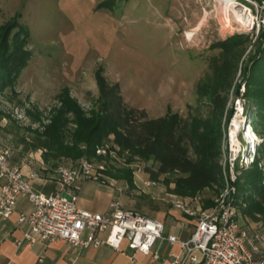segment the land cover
<instances>
[{
	"label": "rangeland",
	"instance_id": "374dc122",
	"mask_svg": "<svg viewBox=\"0 0 264 264\" xmlns=\"http://www.w3.org/2000/svg\"><path fill=\"white\" fill-rule=\"evenodd\" d=\"M235 4L251 10L253 28H250V23L239 25L224 5V0H217L219 20L214 0H0V25L19 14L20 22L29 28L28 48L31 50V58L16 86L0 92V110L4 113L0 122L5 124V128L8 126L5 132L11 134L13 145L32 149L38 139L31 130H43L50 123L53 109L60 106L58 95L64 88L84 112L97 111L99 92L94 80L97 69H102L111 84L119 85L125 106L144 111L146 119L163 117L168 111L177 113L185 125L193 119H207L211 104L209 98L201 96L197 89L212 77L211 59L219 54L210 46L236 33L249 35L250 43L245 46L241 58V62L246 63L258 36L257 24L261 29L264 22V0H244ZM238 11L241 13L242 10ZM242 14L245 18L246 13L242 11ZM202 23L204 26L193 41H189L186 32L198 29ZM239 74L237 72L236 84L242 79ZM239 89L238 98L231 90L227 108L233 113L227 123L223 120L220 155L223 166L228 165L233 151L230 145L232 139L236 138L237 143L243 144L242 138L248 135H243L246 131L244 122H248V118L245 113L241 114V110L245 109L242 97L245 88L241 85ZM27 110L35 115L39 113V119L35 120ZM237 123H242L239 133L232 136L231 128ZM74 127L70 122L67 131ZM250 132V140L255 137V141L250 147L243 144L241 151L250 149L253 161L245 158L246 153L241 154L243 157L233 169L236 180L241 177L242 171L254 165L257 148L263 150L258 168L264 175V136L253 130ZM104 142H113V136ZM128 152V162L137 161L138 158ZM92 160H103L107 171L129 169L107 158ZM139 161L142 167L157 168L152 162ZM61 163H65V159L58 165ZM177 176L171 174L167 178L172 180ZM165 178L160 176L155 180L158 183L156 188L146 189L141 194L128 186L127 192L119 197L120 205L154 217L167 206L151 200V197L162 189L169 193L174 187L173 183L167 187ZM98 187L106 190L105 187ZM222 189L223 183L222 188L214 186L200 193L205 199H210ZM158 194L163 195L162 192ZM242 208H237L240 214ZM242 216V225L249 227L251 234L264 237V218L261 214L257 215V221L244 214ZM171 224L169 218L164 220L165 234Z\"/></svg>",
	"mask_w": 264,
	"mask_h": 264
},
{
	"label": "trees",
	"instance_id": "16d2710c",
	"mask_svg": "<svg viewBox=\"0 0 264 264\" xmlns=\"http://www.w3.org/2000/svg\"><path fill=\"white\" fill-rule=\"evenodd\" d=\"M19 17L18 14L0 25V92L16 86L31 58L29 28ZM258 32L246 63L241 62V58L245 46L250 43L249 35L236 33L210 46L219 54L211 59L212 77L197 89L201 96L209 98L211 110L207 119H193L185 125L177 113L170 111L163 117L146 119L144 111L125 106L119 85L111 84L102 69H97L94 80L99 92L98 110L84 112L64 88L58 95L60 106L53 109L50 123L43 130L28 128L38 139L32 149H40L45 163L57 167L63 159L72 163L83 158L99 159L96 148L113 136V142L123 151H130L141 161L154 163L156 170L145 166V171L153 180L165 176L164 184L168 187L173 183L169 191L175 195L194 197L214 186L222 188V129L223 120L227 123L233 113L227 108L232 89L238 98L243 85V113L251 130L264 136V25ZM237 72L242 76L239 84L235 83ZM27 112L35 120L39 119V113ZM3 114L0 110V118ZM70 122L75 127L67 131ZM262 152L257 148L254 165L242 171L234 183L235 206H245L242 214L254 221L259 214L264 218V175L258 168ZM106 174L115 180H125L129 188H134L131 169L107 171ZM171 174L178 176L170 180L167 177ZM211 204L205 200L204 207Z\"/></svg>",
	"mask_w": 264,
	"mask_h": 264
},
{
	"label": "built area",
	"instance_id": "2783aa9c",
	"mask_svg": "<svg viewBox=\"0 0 264 264\" xmlns=\"http://www.w3.org/2000/svg\"><path fill=\"white\" fill-rule=\"evenodd\" d=\"M238 1L244 0H235L236 3ZM238 6L239 10L246 13L245 18L252 21L251 10L241 4ZM263 25L264 22L262 27ZM253 26L252 21L250 28ZM257 28L258 35L259 23ZM242 112L241 110V114ZM244 123V127L252 131L248 122ZM253 141L255 137L251 139V143L242 138V143L248 147L253 145ZM243 144L237 143L236 138L234 141L232 139L230 145L233 146V151L231 149L228 165L221 164L223 189L210 199H205L201 193L194 197L180 198L165 191L164 202L183 217L182 227H186L190 219L194 221L192 232L185 240L176 235L165 234L164 222L135 209L124 208L118 200L111 202L109 210L103 214L76 207L82 183L90 181L113 189L116 187V182L106 176L107 164L103 160L97 162L83 158L73 163L65 161L57 165L55 172L60 181V190L47 195L32 189L31 179L37 177V174L30 173L26 176L19 164L13 161L12 148L3 145L1 141L0 181L3 184L0 188V219H7L16 213L17 222L26 226L23 240L30 244L62 239L75 250L96 249L106 245L119 251L122 243L126 242L130 251L149 256L158 262L162 257L153 252V248L156 243L164 242L169 246H176L174 252L166 254L167 264H264V237L251 234L249 227L242 225L244 217L235 206L234 166L242 153L249 154L245 158L253 161L250 149L241 151ZM96 150L100 159L107 158L114 164L131 169L135 189L140 194L158 186L145 173V167H142L138 159L134 163L128 162L129 152L122 151L116 143L104 142ZM124 190H128L127 183L116 188L119 193ZM22 196L27 199L29 206L17 211V202ZM205 200L211 201V206L204 207Z\"/></svg>",
	"mask_w": 264,
	"mask_h": 264
},
{
	"label": "crops",
	"instance_id": "0c3cea01",
	"mask_svg": "<svg viewBox=\"0 0 264 264\" xmlns=\"http://www.w3.org/2000/svg\"><path fill=\"white\" fill-rule=\"evenodd\" d=\"M4 125L0 122V135H2L0 141L3 145L12 147L13 161L17 165L19 164L26 176L30 173L37 174V177L31 179L32 189L47 195L59 191L60 181L55 172L57 167L51 166L50 162L45 163L40 149L25 150L21 148V145H13L11 134L5 132L8 126L5 128L6 126ZM106 176L116 182V187L113 189L109 186L97 184L106 188V190H103L97 185H92L93 182H84L80 185L79 195L75 202L76 207L88 212L103 214L109 210L111 202L119 201L120 195L127 191L124 190V192L119 193L116 188L122 187L127 182L125 180H115L107 174ZM2 184L3 182L0 181V188ZM165 191L167 190L162 189L151 197V200L160 201L167 206L164 211H159L152 218L162 222L169 218L172 224L169 226L167 234L176 235L184 240L188 239L192 232L194 221L190 219L187 226L182 227L183 217L164 202ZM161 192L162 196L158 194ZM28 206L27 199L24 196L19 197L16 206L17 211L25 210ZM16 218L17 214L14 213L7 219H0V264H167L166 254L176 250V246L172 247L164 242L156 243L153 252H157L162 257L161 261L157 262L149 256L145 257L138 252L130 251L126 242L122 243L119 251L106 245L96 249L75 250L71 248L67 241L62 239L39 241L35 244H30L23 240V231L26 229L25 224L18 223Z\"/></svg>",
	"mask_w": 264,
	"mask_h": 264
},
{
	"label": "bare ground",
	"instance_id": "6f19581e",
	"mask_svg": "<svg viewBox=\"0 0 264 264\" xmlns=\"http://www.w3.org/2000/svg\"><path fill=\"white\" fill-rule=\"evenodd\" d=\"M215 1V4H216V6H217V0H214ZM224 5L226 6V8L227 9H229L230 10V12L232 13V15H233V19H235L236 20V22H238V24L239 25H243V24H247V23H251V19H246V18H243V15L244 14H242V11H241V13H240V11H238V8H237V5L235 4V0H224ZM213 8V7H212ZM217 11H218V20H219V17H220V11H219V7L217 6ZM209 14V13H208ZM204 26V23H202L201 25H200V27L198 28V29H193L192 31H189V32H186V37H187V39L189 40V41H193V38H194V36H196V34H197V32L199 31V30H201V28ZM234 124V123H233ZM242 124V123H241ZM241 124H236V125H233L232 126V128H231V131H232V136H235L237 133H239V128H240V126H241ZM245 128V127H244ZM243 128V129H244ZM236 129V130H235ZM242 129V130H243ZM238 131V132H237ZM245 131V130H244ZM247 131V132H246ZM246 131H245V134H247L248 133V135H246L247 137H245L244 136V138H246L247 140H248V142L249 143H251V140H250V138H251V132H250V130H248V128L246 129ZM254 137V136H253ZM252 137V138H253ZM233 140H234V138H233Z\"/></svg>",
	"mask_w": 264,
	"mask_h": 264
}]
</instances>
